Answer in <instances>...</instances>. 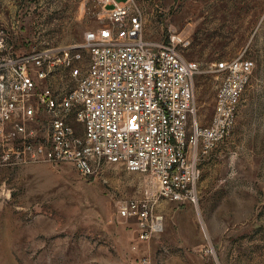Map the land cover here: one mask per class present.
I'll return each mask as SVG.
<instances>
[{
  "label": "rangeland",
  "instance_id": "1",
  "mask_svg": "<svg viewBox=\"0 0 264 264\" xmlns=\"http://www.w3.org/2000/svg\"><path fill=\"white\" fill-rule=\"evenodd\" d=\"M133 1L144 38L187 42L202 124L213 114L215 62H254L233 130L200 157L197 203L160 201L164 228L140 241L136 219L117 208L154 188L149 175L112 164L84 178L69 162H0V264H264V0ZM105 15L101 0H0V62L81 42Z\"/></svg>",
  "mask_w": 264,
  "mask_h": 264
},
{
  "label": "built area",
  "instance_id": "2",
  "mask_svg": "<svg viewBox=\"0 0 264 264\" xmlns=\"http://www.w3.org/2000/svg\"><path fill=\"white\" fill-rule=\"evenodd\" d=\"M101 4L104 19L81 42L1 60L0 162H69L84 178L112 164L149 175L154 188L117 208L136 219V236L145 241L163 229L160 201L197 203L200 157L233 130L254 62H215L213 114L202 124L198 63L180 50L187 42L175 34L144 38L143 11L133 0Z\"/></svg>",
  "mask_w": 264,
  "mask_h": 264
},
{
  "label": "crops",
  "instance_id": "3",
  "mask_svg": "<svg viewBox=\"0 0 264 264\" xmlns=\"http://www.w3.org/2000/svg\"><path fill=\"white\" fill-rule=\"evenodd\" d=\"M165 223V222H164ZM163 228H164V224H163Z\"/></svg>",
  "mask_w": 264,
  "mask_h": 264
}]
</instances>
